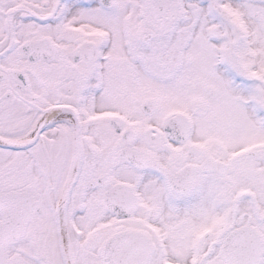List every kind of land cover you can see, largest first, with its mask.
<instances>
[{"label":"snow or ice","instance_id":"snow-or-ice-1","mask_svg":"<svg viewBox=\"0 0 264 264\" xmlns=\"http://www.w3.org/2000/svg\"><path fill=\"white\" fill-rule=\"evenodd\" d=\"M0 264H264V0H0Z\"/></svg>","mask_w":264,"mask_h":264}]
</instances>
